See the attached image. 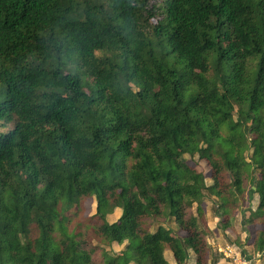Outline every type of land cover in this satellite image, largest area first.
Here are the masks:
<instances>
[{
	"label": "trees",
	"instance_id": "1",
	"mask_svg": "<svg viewBox=\"0 0 264 264\" xmlns=\"http://www.w3.org/2000/svg\"><path fill=\"white\" fill-rule=\"evenodd\" d=\"M205 199L264 255V0H0V264H215Z\"/></svg>",
	"mask_w": 264,
	"mask_h": 264
},
{
	"label": "crops",
	"instance_id": "2",
	"mask_svg": "<svg viewBox=\"0 0 264 264\" xmlns=\"http://www.w3.org/2000/svg\"><path fill=\"white\" fill-rule=\"evenodd\" d=\"M248 203L245 205L244 210L236 214L235 219L231 222V226L222 232L218 227L219 218L210 216L209 209L204 208V213L206 215L207 227L210 231V235L207 236L208 247L210 250L209 262L215 260V264H228L226 261H223L220 255L215 251V247L219 245L231 244L242 252V256L245 259L250 260L251 264H264V255L258 256V254L252 255L251 249L249 246H244L247 236L251 234L252 226L245 225V220L247 213L245 209H248ZM239 243V245L237 244ZM165 257L169 264H176L169 252L165 253ZM187 264H194L193 255L189 256Z\"/></svg>",
	"mask_w": 264,
	"mask_h": 264
},
{
	"label": "rangeland",
	"instance_id": "3",
	"mask_svg": "<svg viewBox=\"0 0 264 264\" xmlns=\"http://www.w3.org/2000/svg\"><path fill=\"white\" fill-rule=\"evenodd\" d=\"M184 158H185V160H186V162L188 163L189 166H191L196 171H198V172H200V173H202L204 175L206 183H208V184L211 183V180H210L211 169H210V166L208 165V163L205 160H201L197 156L190 157L189 155H184ZM256 198L257 197L255 196V199L253 200V204L256 203ZM83 207H84L83 213H82L83 216L89 217V216L94 215L96 204H95V201L93 199L86 200L85 203L83 204ZM202 207H203V211H204V208L209 209V212L211 214L210 216L212 218H213V216H215V214H216V206H215V204L213 203V201L211 199H205L203 204H202ZM120 216H121V210L120 209H116L112 214L107 216L108 222L113 223ZM205 218H206V215H205ZM171 226L173 227V225H171ZM155 227L153 228V230L155 229ZM209 233H210V231H209ZM209 235L210 234H208L207 236H209ZM219 246H221V245H219ZM121 248H122V246H118L117 244H113L112 250L114 252H117Z\"/></svg>",
	"mask_w": 264,
	"mask_h": 264
},
{
	"label": "built area",
	"instance_id": "4",
	"mask_svg": "<svg viewBox=\"0 0 264 264\" xmlns=\"http://www.w3.org/2000/svg\"><path fill=\"white\" fill-rule=\"evenodd\" d=\"M215 251L228 264H251V261L245 259L242 252L231 244L216 246Z\"/></svg>",
	"mask_w": 264,
	"mask_h": 264
},
{
	"label": "water",
	"instance_id": "5",
	"mask_svg": "<svg viewBox=\"0 0 264 264\" xmlns=\"http://www.w3.org/2000/svg\"><path fill=\"white\" fill-rule=\"evenodd\" d=\"M253 189H255V187L253 186Z\"/></svg>",
	"mask_w": 264,
	"mask_h": 264
}]
</instances>
